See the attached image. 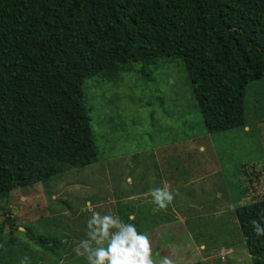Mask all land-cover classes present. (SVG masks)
I'll use <instances>...</instances> for the list:
<instances>
[{
  "label": "trees",
  "instance_id": "1",
  "mask_svg": "<svg viewBox=\"0 0 264 264\" xmlns=\"http://www.w3.org/2000/svg\"><path fill=\"white\" fill-rule=\"evenodd\" d=\"M177 57L207 132L245 130L248 88L264 81V0H0L1 210L14 191L99 162L89 79ZM235 213L253 264H264L253 224L264 226V199ZM17 221L0 222V264L9 263L2 236Z\"/></svg>",
  "mask_w": 264,
  "mask_h": 264
},
{
  "label": "rangeland",
  "instance_id": "2",
  "mask_svg": "<svg viewBox=\"0 0 264 264\" xmlns=\"http://www.w3.org/2000/svg\"><path fill=\"white\" fill-rule=\"evenodd\" d=\"M84 88L99 162L49 183L14 191L8 199L10 205L3 204L5 210L0 204V222L19 220L16 233L6 229L2 236L8 264H21L25 257L29 264H87L73 251L87 239L91 211L85 207L86 201L101 215L139 226L136 218L128 219L134 206L119 204L121 193L135 190L134 183L125 188L126 171L134 169L132 163L155 171L157 166L169 167L177 188L196 180L186 189L198 193L195 208L190 195L189 199H174L181 204L180 210L190 214V223L160 235L147 234L140 225L151 242L155 264L164 256L174 264H213L216 259L221 264H253L235 209L238 204L264 199V81L252 83L247 91L250 128L222 134L207 132L182 58H162L146 67L129 64L115 79H89ZM163 145L170 147L164 149L167 156L160 152L153 157L152 149ZM175 153L180 160H170ZM208 183L212 188L208 189ZM204 186L221 198L210 203L209 194L202 192ZM247 187L251 192L249 189L245 196ZM221 206L223 212L214 211ZM41 236L57 241L58 249L49 250L54 241L38 244ZM197 245L204 248H198L195 255ZM221 245L225 250L216 254L213 248L220 246V251Z\"/></svg>",
  "mask_w": 264,
  "mask_h": 264
},
{
  "label": "clouds",
  "instance_id": "3",
  "mask_svg": "<svg viewBox=\"0 0 264 264\" xmlns=\"http://www.w3.org/2000/svg\"><path fill=\"white\" fill-rule=\"evenodd\" d=\"M127 182L132 183L128 177ZM152 202L157 210H167L174 200L173 192L167 184L163 188L151 191ZM85 207L91 211L87 225V239H82L73 251L77 256H83L87 264H155L152 245L146 233L138 232L132 223H124L119 217L93 210L91 201L85 202ZM129 220H135L129 215ZM256 235L264 236V226L253 222ZM159 256V253H157ZM21 264H29L28 257ZM159 264H174L167 256L160 259Z\"/></svg>",
  "mask_w": 264,
  "mask_h": 264
},
{
  "label": "crops",
  "instance_id": "4",
  "mask_svg": "<svg viewBox=\"0 0 264 264\" xmlns=\"http://www.w3.org/2000/svg\"><path fill=\"white\" fill-rule=\"evenodd\" d=\"M173 144V143H172ZM169 146L167 145H163V146H158L154 149H152L154 152L152 153L153 157H157L156 154H160V152H164L165 155L167 156V153L164 151L165 148H167ZM171 147V144H170ZM169 147V149H170ZM170 150H168L169 152ZM170 157V156H169ZM125 161V160H123ZM163 163V161L161 162V164ZM160 164V165H161ZM123 165L126 166V164L124 163ZM132 167L135 169H132L131 172H127L126 171V179H125V188L128 185H132L134 183L135 186V190L134 192H130V193H121L120 197H119V204H125L126 206H134V211H132L131 215H134L135 218L137 219V221L139 222V225L142 224L141 227L145 228L144 230H147L146 233L147 234H152V235H160L162 234V232L167 231L168 229H171L174 232H176L179 227H185L182 226L185 223H190L191 220V216L189 213L180 210V206L181 204H177L175 202V200L179 199V198H188V195H190V198H192V202H191V207L195 208L194 203L198 204V199L195 200V196L198 195V193L196 192V190H189V192L186 190L188 187H193L196 183L195 181L193 183H189L187 186L184 187H180L177 188L176 186V180L175 178H173L172 176H170V168L169 167H160L157 166L156 171L153 168H146L143 169L140 166H136L134 165V163H132ZM131 177L132 178V183L129 184L127 182V178ZM134 179V180H133ZM207 179V178H206ZM165 184H167L169 191L173 192L174 195V199L173 202L169 205V207L167 208V210H157V206L152 202V196H151V191L155 188H163L165 186ZM208 183V189L212 188L209 187ZM198 188V187H196ZM126 190V189H125ZM202 192L203 193H208L209 194V202H213L218 201L221 197L217 198L216 197V192L214 189L209 190V192L205 189V186L202 188ZM194 197V198H193ZM203 203V202H202ZM223 206H221V208H217L214 211H221L223 212ZM147 223H144V222ZM238 222V220H237ZM151 224L152 226H143L145 224ZM141 227L139 228V226H137V230L140 229L139 231L141 232ZM147 228V229H146ZM191 235V233L189 234ZM156 237V236H154ZM177 238V237H176ZM170 239V238H169ZM181 239V237H180ZM170 244L168 245V248H170ZM220 247V246H219ZM219 247L217 248H213L215 252H217L216 254H219L220 252H222L224 249V247L221 245L220 251H219ZM176 247H174L173 249H175ZM198 248H204V245H197V247L195 246V250L193 249V253L195 255H198L199 252L196 251L198 250ZM231 250V252H233V247L229 248ZM247 252V251H246ZM223 254V253H222ZM221 255V259H222ZM217 257H219V255H217ZM216 257V258H217ZM223 260V259H222ZM213 263V262H212ZM221 264V261L217 260L215 261V263L213 264ZM195 264V263H193Z\"/></svg>",
  "mask_w": 264,
  "mask_h": 264
}]
</instances>
